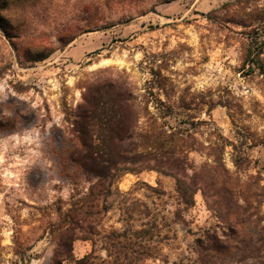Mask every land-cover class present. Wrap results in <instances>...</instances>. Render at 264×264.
<instances>
[{
    "label": "rangeland",
    "instance_id": "obj_1",
    "mask_svg": "<svg viewBox=\"0 0 264 264\" xmlns=\"http://www.w3.org/2000/svg\"><path fill=\"white\" fill-rule=\"evenodd\" d=\"M235 1L39 0L0 28V264H264V77L235 23L264 0ZM95 96L122 102L106 147Z\"/></svg>",
    "mask_w": 264,
    "mask_h": 264
},
{
    "label": "trees",
    "instance_id": "obj_2",
    "mask_svg": "<svg viewBox=\"0 0 264 264\" xmlns=\"http://www.w3.org/2000/svg\"><path fill=\"white\" fill-rule=\"evenodd\" d=\"M39 0H0V28L5 32V34L9 33V27H11L12 23L22 14L24 9L28 5H35ZM244 1V0H243ZM253 1V0H246V2ZM242 0H236L233 4L237 5ZM4 12H10L11 14H4ZM15 14V15H14ZM247 18H242L240 20L235 21V23L242 25L243 27H249V29L243 34L245 35L243 39L240 40L241 43V48H242V64L241 66L247 67V71L249 72H254L256 71L258 74L262 75L264 77V36L263 38H260L262 34H264V7H256L249 12H247ZM259 23L257 26H254V23ZM11 23V24H9ZM10 25V26H9ZM48 54L38 56L36 60L42 59L46 57ZM97 93H101L99 90ZM103 98V97H102ZM116 98V97H115ZM106 99L103 98L101 99L100 96H95L92 98V100H87V110L85 109V113L89 111L92 113V117L95 115L100 116V121L101 124L103 125V131L104 133L102 134V145L105 147L108 145V143H111L113 138H120L121 133L125 134L127 133V130L119 124L120 122L116 124V126H113L110 118H105L104 116V109L105 107H108L110 104L112 106H116L117 108L122 107V102L118 101L117 99L115 100ZM90 108V109H89ZM106 115V114H105ZM85 134V131H82ZM150 143L154 145V147H159L157 139L156 138H151ZM85 147L87 146L88 148L91 147V144H85L84 142L82 143ZM158 145V146H156ZM233 147H235L233 145ZM222 150L224 146L220 147ZM222 154V153H221ZM220 154V155H221ZM146 154L143 153H137L133 156L131 161L129 162L130 165H141L144 163L143 158ZM89 158H91L92 162H95V158L91 155H89ZM126 159V158H125ZM247 158L237 156L235 158H232V162L235 166L241 165ZM220 161H221V156H220ZM123 162L126 163V160ZM174 162H177L174 164ZM181 165H179V161H171V166L169 168L173 172L174 175H177V169H179ZM136 168L133 166H129L128 168H124V170L128 171H134ZM221 190V187H220ZM227 189L223 188L222 192L226 191Z\"/></svg>",
    "mask_w": 264,
    "mask_h": 264
}]
</instances>
